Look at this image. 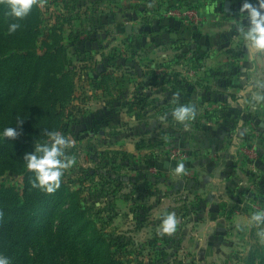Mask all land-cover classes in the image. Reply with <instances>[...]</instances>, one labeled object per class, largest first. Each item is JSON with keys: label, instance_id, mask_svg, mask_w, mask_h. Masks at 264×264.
Listing matches in <instances>:
<instances>
[{"label": "rangeland", "instance_id": "1", "mask_svg": "<svg viewBox=\"0 0 264 264\" xmlns=\"http://www.w3.org/2000/svg\"><path fill=\"white\" fill-rule=\"evenodd\" d=\"M99 16L76 0H36L13 33L7 31L12 18L0 17L6 24L4 36L13 41L11 48L17 55L26 54L20 64L0 55V115L10 118L15 109L19 113L11 123L19 135L8 141L0 136V192L45 196L43 218L27 243L13 251L12 264H21L14 254L28 264H264V243L255 230L244 235L245 250H209L201 262L194 261L195 252L167 248L172 238L147 214L167 210L173 198H185L158 179L176 149L173 133L191 124L160 113L149 104L148 91L137 88L146 80L120 72L150 67L131 55L132 46L120 50L116 45L115 52L110 51L112 44L105 39L110 31L98 27L96 33L89 32L87 27L95 26ZM34 69L33 98H39L30 102L23 96ZM11 78L15 83L10 85ZM34 107L35 117L27 116ZM55 123L73 142L66 154L75 156L76 164L65 171L60 188L49 193L33 186L34 173L23 157L33 150L30 140L47 139L45 133ZM3 124L0 120V132ZM249 184L239 195L260 196L262 203L254 208H264V188L257 179ZM5 206H0V217L6 214Z\"/></svg>", "mask_w": 264, "mask_h": 264}, {"label": "crops", "instance_id": "2", "mask_svg": "<svg viewBox=\"0 0 264 264\" xmlns=\"http://www.w3.org/2000/svg\"><path fill=\"white\" fill-rule=\"evenodd\" d=\"M76 1L99 11L103 24L97 21L87 28L110 31L105 38L112 44L110 51L116 45L120 50L132 46L131 55L150 67L120 72L146 80L137 88L148 91L152 107L174 121L171 112L178 105H190L196 112L194 120L181 122L191 124L189 128L173 133L174 158L163 163L165 172L158 179L185 198H173L167 210L147 214L161 225L163 217L175 213L177 228L168 234L172 240L167 248L195 252V262L209 250H245L244 235L257 232L247 221L262 198L239 192L255 179L264 188V101L253 99L264 95V51L252 57L239 40L237 23L245 0ZM210 2L216 4L215 14L205 16L202 9ZM249 2L255 5L257 0ZM172 7L195 10L199 27L188 28L167 16ZM178 163H183V173H176ZM184 205L189 209L179 208Z\"/></svg>", "mask_w": 264, "mask_h": 264}, {"label": "clouds", "instance_id": "3", "mask_svg": "<svg viewBox=\"0 0 264 264\" xmlns=\"http://www.w3.org/2000/svg\"><path fill=\"white\" fill-rule=\"evenodd\" d=\"M35 3L36 0H6L5 6L8 11L5 15L12 18L7 24L9 33L21 27L20 21L31 13ZM215 9L216 4L210 2L202 9V13L210 16L215 14ZM239 13L241 16V22L237 23L239 40L254 50L264 51V0H257L255 5L245 0ZM245 20L247 23L243 22ZM253 99L257 102L264 101V95L256 94ZM171 115L177 122H186L194 120L196 112L190 105L181 104L172 110ZM18 135L17 129L11 126L3 128L0 132V136L7 138L15 139ZM45 136L47 139L34 142L33 150L26 152L23 159L26 168L34 173L33 186L52 193L60 188L65 171L76 164V158L66 154V150L73 143L68 136L57 130H49ZM175 171L178 174L183 173V163H178ZM177 223L175 213H168L162 219L160 230L164 234H171L176 231ZM247 223L257 228L256 234L260 242L264 243V208L253 211ZM0 264H12L10 257L0 252Z\"/></svg>", "mask_w": 264, "mask_h": 264}, {"label": "trees", "instance_id": "4", "mask_svg": "<svg viewBox=\"0 0 264 264\" xmlns=\"http://www.w3.org/2000/svg\"><path fill=\"white\" fill-rule=\"evenodd\" d=\"M6 0H0V17L6 18L5 13L8 9L5 6ZM5 20L0 18V55L1 58H4L6 62L11 63H23L25 61L26 54L17 55V51L13 50L11 41L8 37L4 36V28L6 27ZM18 58V59H17ZM35 61L39 60V57L34 58ZM37 71L36 69L32 70L31 76L27 82V90L25 91L24 98H28L29 101L36 102L39 98H33L34 85L36 83ZM10 85L15 83V78L10 79ZM37 113V108H31L27 112V116L35 117ZM18 111L15 109L10 114V118L8 116L0 115V120L4 122L5 127L11 126L14 118L18 115ZM52 117L55 118L54 113H52ZM9 118V119H8ZM58 123H55L53 126V130L57 129ZM15 127V126H11ZM16 128V127H15ZM26 139H30L26 137ZM4 140L8 141L11 138H5ZM31 143H34L33 140H30ZM26 142L23 143V145ZM24 147V146H23ZM19 148V150H21ZM26 169V168H25ZM22 172L24 170H21ZM29 174V173H27ZM44 197L39 194L36 198L31 197V195H27L24 197L18 194L15 195H2L0 192V206L6 205V214L3 217H0V252L10 257L13 254V251L16 248H19L25 245L27 239H29L30 233L37 226V222L41 221L43 216L40 215V207L44 204ZM51 224V220H50ZM49 226V225H48ZM18 254H14V261L20 262L21 264H28V261L20 258ZM13 261V260H12ZM110 264H117L114 261H111Z\"/></svg>", "mask_w": 264, "mask_h": 264}, {"label": "built area", "instance_id": "5", "mask_svg": "<svg viewBox=\"0 0 264 264\" xmlns=\"http://www.w3.org/2000/svg\"><path fill=\"white\" fill-rule=\"evenodd\" d=\"M166 15L177 18L188 28H197L201 23L198 13L192 9H175L172 7L168 9ZM172 158H174V154L172 155Z\"/></svg>", "mask_w": 264, "mask_h": 264}, {"label": "water", "instance_id": "6", "mask_svg": "<svg viewBox=\"0 0 264 264\" xmlns=\"http://www.w3.org/2000/svg\"><path fill=\"white\" fill-rule=\"evenodd\" d=\"M127 31H128L129 33H131V32H132V27H127ZM248 51H249V53L252 55V57H253V55H254L256 52H259V51H257V50L252 49L251 47H248Z\"/></svg>", "mask_w": 264, "mask_h": 264}]
</instances>
